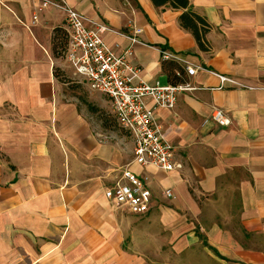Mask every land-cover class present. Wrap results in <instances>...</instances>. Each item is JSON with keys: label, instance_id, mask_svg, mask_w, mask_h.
Masks as SVG:
<instances>
[{"label": "crops", "instance_id": "1", "mask_svg": "<svg viewBox=\"0 0 264 264\" xmlns=\"http://www.w3.org/2000/svg\"><path fill=\"white\" fill-rule=\"evenodd\" d=\"M66 1L115 31L143 30L130 61L145 83L180 84L183 70L195 89L155 112L183 168L135 162L131 134L104 120L116 121L111 100L65 58L63 12L33 23L37 0H0V264H264V0ZM104 40L118 56L130 46ZM160 50L203 70L189 76ZM126 170L147 179V214L105 196Z\"/></svg>", "mask_w": 264, "mask_h": 264}, {"label": "built area", "instance_id": "2", "mask_svg": "<svg viewBox=\"0 0 264 264\" xmlns=\"http://www.w3.org/2000/svg\"><path fill=\"white\" fill-rule=\"evenodd\" d=\"M39 13L49 8L63 12L66 16L68 35L65 58L74 75L87 81L90 90L106 95L112 102L113 113L120 128L129 132L134 140V160L143 167H155L167 172L181 170L183 164L175 158V148L167 140L163 126L156 121L157 109H174L181 94L191 92L189 83L150 85L142 81L141 69L132 64L135 45L144 44L139 38L143 32L133 23L127 32L113 30L105 23L92 20L74 10L66 0H37ZM107 33H115L127 39L130 46L118 56L105 42ZM164 61H175L183 66L189 76H194L200 67L190 66L185 59L170 50H160ZM223 87L249 88L234 78L217 74ZM251 88V87H250ZM146 98H151L153 107H148ZM213 118L221 127L232 124L231 118L221 109L213 110ZM171 196L170 190L166 191ZM107 200L114 206H125L132 214H147L152 207V193L147 179L131 171H124L121 181L105 191Z\"/></svg>", "mask_w": 264, "mask_h": 264}, {"label": "trees", "instance_id": "3", "mask_svg": "<svg viewBox=\"0 0 264 264\" xmlns=\"http://www.w3.org/2000/svg\"><path fill=\"white\" fill-rule=\"evenodd\" d=\"M188 2L185 1L184 5L187 6ZM61 33V29H57L56 30V34L57 36ZM56 36V38H57ZM62 38H64V36H62ZM65 43L63 42H58L55 44V51L57 52L58 55H60V53H62L65 49V46H64ZM174 83H181L184 81V72L182 69H179V75L178 76H175L174 77Z\"/></svg>", "mask_w": 264, "mask_h": 264}, {"label": "rangeland", "instance_id": "4", "mask_svg": "<svg viewBox=\"0 0 264 264\" xmlns=\"http://www.w3.org/2000/svg\"><path fill=\"white\" fill-rule=\"evenodd\" d=\"M60 36H63V35H60ZM65 40H66V37H64L63 40H62L61 42L65 43ZM59 56H63V53H60ZM103 117H104L105 122H108V123H110L111 125L115 126L116 129L119 127L118 123L115 121V119H114V117H113L112 115H108V114L106 115V114H104ZM119 128H120V127H119ZM119 128H118V129H119ZM120 129H122V128H120ZM123 131H124V130H123Z\"/></svg>", "mask_w": 264, "mask_h": 264}]
</instances>
